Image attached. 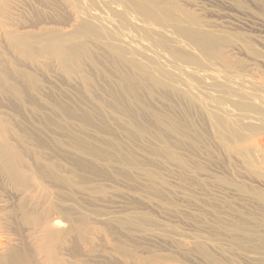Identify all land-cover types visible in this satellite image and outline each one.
<instances>
[{"label":"rangeland","instance_id":"rangeland-1","mask_svg":"<svg viewBox=\"0 0 264 264\" xmlns=\"http://www.w3.org/2000/svg\"><path fill=\"white\" fill-rule=\"evenodd\" d=\"M0 264H264V0H0Z\"/></svg>","mask_w":264,"mask_h":264},{"label":"bare ground","instance_id":"bare-ground-1","mask_svg":"<svg viewBox=\"0 0 264 264\" xmlns=\"http://www.w3.org/2000/svg\"><path fill=\"white\" fill-rule=\"evenodd\" d=\"M1 209V208H0Z\"/></svg>","mask_w":264,"mask_h":264}]
</instances>
